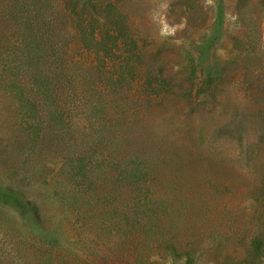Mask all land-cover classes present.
<instances>
[{
	"label": "rangeland",
	"instance_id": "rangeland-1",
	"mask_svg": "<svg viewBox=\"0 0 264 264\" xmlns=\"http://www.w3.org/2000/svg\"><path fill=\"white\" fill-rule=\"evenodd\" d=\"M111 1L151 36L147 54L158 50L165 69L156 83L174 89L150 106L137 102L143 81L130 84V100L102 116L123 140L106 130L102 145L82 141L98 125L90 105L73 112L76 139L58 128L40 138L26 129L33 121L9 92L0 57V264H186L184 252L195 264H264V0ZM63 5L0 0V51L17 41L13 10L46 14L61 43L78 48ZM185 51L197 59L193 89L180 65ZM88 60L83 53L85 70ZM207 88L214 97L203 96ZM189 89L200 93L192 103L180 96ZM85 155L95 157L89 179L64 165ZM137 160L150 165L143 192L151 198L136 210L139 189L116 182L113 165Z\"/></svg>",
	"mask_w": 264,
	"mask_h": 264
},
{
	"label": "trees",
	"instance_id": "trees-1",
	"mask_svg": "<svg viewBox=\"0 0 264 264\" xmlns=\"http://www.w3.org/2000/svg\"><path fill=\"white\" fill-rule=\"evenodd\" d=\"M106 2L102 4L101 0H87L85 3L80 0H63L62 12H66L68 18L75 24V33L80 41L78 48L77 45L75 48L61 43L58 38L60 32L55 26L56 20H49L46 14H20V17H17L14 10L12 11L9 18L20 22L17 25L20 31L12 36V38L16 37L17 41L8 42L4 52L0 51V57H6V62L2 63V74H5L4 78L8 77L6 83L9 92H15L16 97L21 101V107L25 110V115L33 121L26 126L31 134L43 138L50 132L64 130L65 136L70 133L71 138L76 139L72 131L73 119L76 116L73 112L83 110V107L88 110L90 105L98 125L93 129L92 134L83 133L82 141H88L89 138L91 142L98 141L102 145L100 139L106 130L117 139L123 140L118 132L120 127L110 125L111 117L105 120L102 116L108 117L113 107L112 103H117V99L130 100L126 96L127 92H124L126 88L130 84L143 81L141 84L143 92L137 97V102L146 100L150 106L161 93H167L161 91L174 89V86L170 87V82L165 79H160V82L156 83L157 77L163 76L165 69L159 66L161 53L158 50L155 54L149 53L150 56L147 54L149 50L146 49L154 45L151 36L145 37L143 33L133 28L129 15L122 11L117 3L111 0ZM13 6L14 2L10 8L12 9ZM85 22L87 25L84 26ZM180 50L183 51L182 47ZM77 51L79 58L76 56ZM83 53L88 55L87 62L90 63L86 70L83 65L85 64ZM185 54L186 56L180 60V65L192 83L189 88L193 89V84L198 79L197 59L191 52L185 51ZM178 59H180L179 55ZM83 73L88 74L92 81L85 83ZM192 89L183 94L180 92V96L191 103L194 98L200 96L199 92L197 95L193 94ZM209 91L210 89L207 88L206 92L201 93L205 97H214L215 92ZM44 111L48 116L49 124L45 128ZM115 113L118 114V111ZM122 116H126L127 120L132 117L128 112L123 113ZM117 121L121 125L119 120ZM101 125L104 129L100 127ZM58 135L59 138H63L62 133ZM91 157L94 156L85 155L80 158L68 156L64 165L70 167L74 176L89 179L91 171L95 170L92 169L95 164ZM113 166L116 182L139 189L140 194L136 196L134 208L140 209L151 198L148 191V193L143 192L144 187H151L150 165L137 160L124 164L119 161ZM90 185L94 183H88L89 187ZM135 213L137 214V211ZM138 245L134 248L136 249ZM170 248L175 249L176 256L179 255L178 250L171 244L166 246L165 251ZM156 249L162 251L161 245ZM255 249L258 252L261 248L257 245ZM183 255L187 256L186 264H195L194 253L184 252Z\"/></svg>",
	"mask_w": 264,
	"mask_h": 264
}]
</instances>
